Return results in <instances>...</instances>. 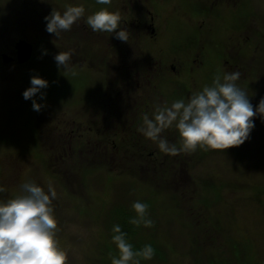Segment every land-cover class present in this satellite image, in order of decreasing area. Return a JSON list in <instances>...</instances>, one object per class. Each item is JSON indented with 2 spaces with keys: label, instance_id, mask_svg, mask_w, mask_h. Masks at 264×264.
<instances>
[{
  "label": "rangeland",
  "instance_id": "1",
  "mask_svg": "<svg viewBox=\"0 0 264 264\" xmlns=\"http://www.w3.org/2000/svg\"><path fill=\"white\" fill-rule=\"evenodd\" d=\"M16 1L15 4H18V6L14 7L15 14L19 13V22L26 21L27 27L21 30L11 26L12 29L4 30L0 36V52L11 55L13 53V42L19 38H26L34 45V49L32 58L25 65H5L0 60V187L5 190L0 193V198L6 199L15 196L20 192L21 185L26 181L35 180L45 189L51 183L57 192L53 205L57 218L56 239L58 246L67 255L66 264H87L88 257L91 253H94L96 245L103 241L105 233L108 234L104 226L105 220L100 219L99 221L89 215L92 214V208H102L104 213L105 208L109 210L111 207L122 203L127 205L137 200L140 195L150 196V192H147V189L150 188H148V182L146 181L153 178L155 184L159 180L164 181L166 187L171 185V191L180 195L179 202L181 205L180 210L183 212V220L187 221L193 233V246L189 250L186 241H188L190 230L187 225L183 224L181 218L175 212H172L174 208L170 199L172 196L170 198L165 197L164 193L160 197L156 196V201L153 204L156 203L155 208H160V215L165 214V216L159 217L157 228L146 229V231L149 232L148 234H154L159 238L160 235L163 236L161 241L169 247L171 253L175 251V254L169 255L170 262L168 264H205L206 254L204 255V252L208 248L222 250L220 254L224 255L223 251L228 249L226 246L228 243V232L226 230L229 231L228 229L215 231L211 227H203L204 230L198 231L199 226L203 225L200 218L204 222V218L209 217L207 223L215 224L212 218L215 211L224 214L221 216L222 220L226 222L224 226L227 227L228 222H233L237 226L235 230L237 235L242 234L241 236L245 237L244 232L246 236L248 235L247 239L238 238V240L240 242H247V240L250 242L247 245L250 255L252 252L260 254L264 250V211L260 205L250 198L251 194L255 195L257 188L264 184V145L258 137L251 141L247 139L241 145L233 147L235 148L233 155L229 148L221 150L206 146L207 154L198 160L194 168H187L186 163L193 161L191 157L195 155L196 150L181 151L178 157L175 154L169 155V158L165 156L164 163L158 166L147 164L137 157V161H134L135 164H132V156L115 154L107 156L110 168L103 165L94 168L95 166L91 162L97 164L99 163L98 159L105 158L101 154L96 155L95 152L80 155L71 147V151L67 149L69 152L61 154V156L57 152L50 153L53 151L51 147L49 151V145L53 142L58 145L61 142L57 126L61 127L63 122H66L68 127L69 117L71 116L69 108L71 105L72 84L70 74L73 57H71L68 49L73 44V36L68 30L62 31L59 36L63 37V41L66 42L60 44L61 46L57 44L59 37L55 38V34L46 31V27L42 25L46 21L41 19L43 16H39L38 7L42 8L48 5L49 8L50 4V11L54 9L63 12L67 6H70L69 0H25L27 2L32 1L34 4L25 7L21 0ZM223 1L230 3L229 8L232 7L235 12L225 10V5L219 19L214 13L211 16L208 15L206 18L208 22L205 27L209 26L210 23L214 24L216 33L213 37L222 38L223 40L230 36L245 39V44L249 47L251 45L249 54L253 55V61H257L259 65L264 60V0H237L235 8L233 7L235 4H232L229 0ZM192 2L193 0H188L187 4L184 0L183 7L185 10L183 8V10L177 9L170 14L167 31L161 29L159 34L165 39H169L170 43L173 42L174 54H177V52L181 54L182 42H185L187 38H194L195 41L193 42L197 45L199 43L198 38L204 34L206 35L204 29L199 28V22L206 17V13L194 10L191 6ZM176 3H178L177 0L169 2V4ZM95 4L96 2L91 6L88 4L85 14L88 12L91 14L96 9L105 7ZM161 11L157 13L163 21L166 13ZM241 23L242 26H240ZM80 24L79 22L78 26ZM235 25L239 27V33L236 29L233 31L234 28L231 26ZM44 32L47 36L41 35ZM40 35L43 37L41 38L42 41ZM85 37L88 39L91 38V35L85 32ZM95 38L99 39L97 41L100 43L99 48L104 50V37H92V39ZM48 40L51 42H47ZM67 40H70V42ZM179 43L181 45H178ZM59 51L69 53V60L62 67H58L54 60V55ZM196 51L198 50L196 49ZM252 55L249 57H252ZM194 66L196 67V64ZM209 66H212V64ZM17 67L25 70V74L19 73L24 71H17ZM31 72L33 75L39 74L46 78L49 81V87L60 92L57 99L48 101V103L47 96H45L44 106L40 111L33 110L31 100H25L22 96L23 90L29 86L27 82L30 81ZM261 77L258 76V73H255L254 77L245 80L239 86L249 94V97H264V82ZM246 81H248V84ZM249 81L253 82L249 83ZM155 98L157 105L167 104L159 94ZM254 101L250 102L253 103ZM26 118L29 119L28 123ZM259 125V130L254 131L257 134H260V129H262L261 123ZM28 128L29 133H33L32 137L35 138V144L31 147L36 146L37 149L33 151L26 150L27 138L25 136ZM167 136L168 138H166ZM42 137H44V140H40ZM166 137L164 138L170 144H177V137L172 134L166 135ZM27 152L34 155L28 157L21 155ZM259 152L260 154H258ZM161 158L159 157L158 161H161ZM133 168L136 174L132 175L133 171L126 172ZM164 168L177 169V182H173L171 179V175L176 171H170L167 177L163 176L161 178L160 173ZM94 169L96 172L93 173ZM119 169L121 171L125 169V173L128 175H123L120 180L115 178V182L110 188L104 190L103 187H107L105 186L104 175H108L110 171L113 175H116L118 173L115 174V171L117 172ZM86 170L93 175H88V172H85ZM206 181L208 183L222 181L225 185L222 194L227 202L211 205L209 209L213 212L212 216L208 214L209 209L199 205L203 199L202 194L198 193L200 191L194 192L200 187H205L207 185ZM188 193H191V196L194 197L191 202L194 203L197 209L195 215H190L187 211V201L190 197ZM194 200L199 203L194 202ZM100 202H104L105 207L97 206ZM160 202L166 205L162 206ZM131 205H127V207L130 208ZM190 205L193 207L192 204ZM192 216H195V220H198V222ZM153 217H155V214H153ZM190 219L192 221H189ZM155 221H158L157 217H155ZM207 223L205 222V224ZM230 232L234 233L232 230ZM226 264H243V262L234 260L228 261Z\"/></svg>",
  "mask_w": 264,
  "mask_h": 264
},
{
  "label": "flooded vegetation",
  "instance_id": "2",
  "mask_svg": "<svg viewBox=\"0 0 264 264\" xmlns=\"http://www.w3.org/2000/svg\"><path fill=\"white\" fill-rule=\"evenodd\" d=\"M168 1L172 0H112L110 7L105 6L120 13L122 18L120 27L128 32V41H121L115 38L114 34L107 32H93L84 17L78 20L81 23L79 26V22L71 26L73 44L70 43L68 49L73 57L70 74L71 116L68 127L66 122H63L61 127L57 126L61 142L58 145H55V142L51 143L48 149L50 151L51 147L53 152L50 153L57 152L61 156L69 152L67 149L71 151L73 148L80 155L95 152L96 155L101 154L103 157L133 153L139 157L154 155L157 153L156 142L147 138L140 129L137 130L135 124H141L145 114L152 117L157 106L155 97L158 91L162 90L161 86H173L172 81H180L187 86L183 92L185 99H188L192 89L200 86L206 71L211 69L215 70L216 75L238 71L240 73V78L236 82L238 85L254 77L255 73L261 72L252 68L253 55L249 54L251 45L250 47L246 45L245 39L230 36L223 40L213 37L216 33L214 24L210 23L205 27L208 15L214 13L219 19L225 5V10L235 12L232 7L229 8L230 3L223 0H193L191 5L193 9L206 13V17L199 22V28H203L207 36L204 34L198 38L197 48L190 47L187 38L182 45L178 44L182 46L181 54L178 52L174 54L173 42L170 43L169 39L159 34L161 29L167 31L170 14L177 9L185 8L184 0H177L176 4H169ZM229 1L235 4L233 6L235 8L237 0ZM71 2L69 5L83 4L86 10L87 5H94L96 0ZM186 3L188 4V0ZM160 11L166 13L163 21L161 16H158ZM88 14L89 12L85 16ZM231 27L234 28L233 31L235 29L238 31L239 27L236 25ZM85 32L91 35V38L87 39ZM93 36L104 37V50L99 48L100 43L97 42L99 39H92ZM58 40L59 45L66 42L61 36ZM14 43L15 41L11 54L14 60L7 65L19 66L21 64L15 59ZM2 53L4 52H0V58ZM251 55L252 57H249ZM210 64L212 66H209ZM261 97L249 99L256 100L257 105ZM143 108L146 110L142 111ZM252 119L255 126L248 140L258 137L264 145V119L257 116ZM26 121L28 123L29 119L26 118ZM260 123L261 133L257 134L254 131L259 130ZM32 136L33 133H29L28 128L25 136L26 150L37 149L36 146L31 147L35 144V138ZM40 140H44V137ZM127 141L138 148L131 149ZM21 155L28 157L34 154L27 152Z\"/></svg>",
  "mask_w": 264,
  "mask_h": 264
},
{
  "label": "clouds",
  "instance_id": "3",
  "mask_svg": "<svg viewBox=\"0 0 264 264\" xmlns=\"http://www.w3.org/2000/svg\"><path fill=\"white\" fill-rule=\"evenodd\" d=\"M96 3L108 6L112 0H96ZM82 17L93 32H107L121 41H128V32L120 27V13L109 7H100L87 16L83 4L67 6L63 12L53 9L44 17L46 31L59 37ZM54 60L58 67L65 66L69 53L59 51ZM239 78L238 71L218 73L210 85L193 91L187 100L178 99L168 106L157 105L152 117L144 115L140 131L168 154L195 150L198 146L224 150L241 145L250 138L255 126L252 118L264 119V97L254 109L249 94L236 83ZM48 86L49 81L43 76L30 77V84L22 96L31 100L33 110L40 111L44 106V89ZM172 126L179 133V146L170 144L160 135L163 129ZM4 191L0 187V193ZM56 197L51 183L45 189L30 180L21 185L15 196L0 198V264H66L67 255L56 239L57 218L53 205ZM132 208L136 215L129 218L130 223L151 226L153 221L148 218L145 202L135 200ZM112 232L111 239L118 255L111 258V264H140L141 258L150 260L153 257L155 250L151 244L134 249L119 224L113 225Z\"/></svg>",
  "mask_w": 264,
  "mask_h": 264
},
{
  "label": "trees",
  "instance_id": "4",
  "mask_svg": "<svg viewBox=\"0 0 264 264\" xmlns=\"http://www.w3.org/2000/svg\"><path fill=\"white\" fill-rule=\"evenodd\" d=\"M21 1L24 3L23 4L24 7L25 6H29V4L31 6L34 5L32 1H30V2H27L25 0H21ZM15 2H17V1L16 0H0V36L2 35V32L4 30L8 31V30H10V28L12 29L13 27L16 28V29L20 28L21 30H24L27 27V22L26 21H23L22 23L19 22V13L17 12L15 14L14 7L16 5L18 6V4H15ZM70 3H72L71 0H69V4ZM50 7H51V5L49 4V8ZM21 8H23V7H21ZM49 8H48V5L46 7H42V8L39 6L38 7L39 16L40 17L41 16L45 17L47 14H49L51 12L49 10ZM43 17H41L42 20H44ZM45 23L46 22H44L42 25L45 26ZM11 26H13V27H11ZM68 31H70V30H68ZM174 32L176 33L177 31H174ZM41 35L47 36V34L45 32L41 33ZM41 35H40V40H41V38H43V37H41ZM55 38H57V37L55 36ZM193 41H195L194 38H192V37L189 38V43H190L189 46L190 47H196V45L194 44ZM47 42H51V41L48 40ZM61 50H63V49H61ZM253 64H254L253 67L255 68V70L257 69V70L261 71V72H257V73H258V76L259 75L262 76L261 79L264 82V60H263V62L261 61V63L259 65L257 64V61L256 62L253 61L252 65ZM17 68H18L17 71L23 70V69H19V67H17ZM55 68H56V66H55ZM23 71L24 72L21 71L19 73L25 74V70H23ZM31 74H32V72H31ZM205 74H206V76L204 78V81H202L200 86L198 85V87L193 88L191 92L196 91V90H200L205 85H210L212 83L214 77L216 76V73H215L214 69L206 71ZM27 83L30 84V81L27 82ZM171 83H173V86L172 85H170V86H161L162 90H159V92H158L159 96L163 97L165 99V102L167 103L166 105H161V106H168L175 100L185 99L183 89L187 88V86H185L180 81H178V82L177 81H174V82L172 81ZM44 91H45L46 96H47V103H48V101H53V100L57 99V97L60 95V92L56 91V89L55 90L51 89L49 86L46 89H44ZM171 100H173V101H171ZM185 100H187V99H185ZM253 106H254V109H255L256 100L254 101ZM141 110L144 111V110H146V108H143ZM148 111L150 112L149 108H148ZM143 115H144V113H143ZM143 126H144L143 122L141 124H135V127L137 128V130L141 129ZM171 134L173 136L177 137L176 140H178V142H177L176 145L179 146L180 143H181V140H180V137H179V133L175 129L174 126L166 128V129H163L162 132L160 133V135L163 136V137H166V135H171ZM166 138H168V136ZM127 143H129V141H127ZM129 144L131 145L130 146L131 149L138 148V146L133 145V143H131V142ZM233 147H235V146L228 147L232 155L235 152L234 151L235 148H233ZM205 148H206V146L205 147L198 146L195 149L196 150L194 152L195 155L191 157V159H193V161L191 162L192 164L187 162L186 163V167L187 168H190V167L194 168L197 165L198 160L201 157H204V155L207 154ZM156 149H157L156 150L157 153H155L154 155H147V156L139 157V156H136L133 153L132 155H128V156L129 157L132 156V161H131L132 164H135L134 161H137L136 160V157H137V158L141 159V161L144 160L147 164L150 163L151 165L158 166V165L163 164L164 161L166 160V158H169V155H171V154L162 152L159 149L157 142H156ZM180 152L181 151H179V152H177L175 154L176 157L180 156ZM258 154H260V152ZM161 156H163V158H161ZM165 156H166V158H165ZM159 157L161 158V161H158ZM98 162L99 163H97V164H95L94 162H91L92 165L95 166L94 168H97L100 165H103V166H106L107 168H110L109 167V161H108L107 157L98 159ZM92 167H87V168H92ZM128 168H130V167L128 166ZM138 168H140V167L138 166ZM129 171L130 172L133 171L132 175L136 174L134 172L135 171L134 168L133 169H129L126 172L129 173ZM170 171H176V172H173V175H171V179H172L173 182H177V178H176L177 169L176 168H174V169H172V168H164L162 170V172L160 173L161 178L163 176L167 177V175L169 174ZM85 172L87 173L88 170H86ZM94 172H96L95 169L93 170V173ZM116 173H118V174H116ZM127 173H125V169L122 170V171H121V169H119V170H117V172L115 171L116 175H113L111 173V171H110V173H108V175H104L105 176L104 182L106 183L105 186H107L106 188L103 187L104 190H108L110 188V186L115 182V180H114L115 178L120 180L121 177L123 175H126ZM89 174L93 175L91 172H88V175ZM154 176L156 178V174ZM146 178H148V177H146ZM152 179H149V181H146V182H148L147 183L148 186H149L148 188H150V189H147V192H150V196H146V195L142 196V195H140L139 197H137V200H141V201L145 202L148 205L147 215H148V218H150L153 221L151 226H147L146 227L143 224L135 225V224H132V223L129 222V218L136 215V213L133 210L132 205H131L133 202L127 204V205H131L130 208L127 207V205H125L124 203H122V204L116 203L118 205H115L114 207H111L109 210H107L108 208L107 209L105 208L104 213L102 212V208H99V207H97L96 209L92 208V211H91L92 214H89V215H91L92 217H95V219H97L99 221H100V219H104L105 220L104 226H105L106 230L108 231V232L106 231L108 234L105 233V237H104L103 241H101L100 243H98L96 245V249L94 250V253H91L90 256L88 257L87 264H111V258L113 256H115V255H118V250L116 248V245L111 239V237L113 235L112 227H113L114 224H119L121 226L122 230L127 233V238L129 240V242L133 244L134 249H141L143 247V245H145V244H151L153 246V248L155 250L153 257L150 260H145V259L141 258L140 259V264H166V263L168 264L170 262L169 255L173 254L175 251H173L171 253L170 250H169V247L166 246L161 241V238L163 236H161L159 234L160 235V238H159V237L154 236V234L153 235L148 234L149 232L146 231V229H155V228H157L158 223H159V217H161L163 215L165 216V214L160 215V208L156 209L155 208L156 203L153 204L156 201L155 200L156 196L160 197L162 195V193H164L165 197H169L170 198L172 196L170 198L172 200V202H173V205H174V208L172 209V212H175L178 215V217L181 218L183 224L188 226V227L187 226L186 227L189 228L190 233H189V236H188V241H186V244L188 245L189 250L191 249V247L193 246L192 245L193 244V237H192L193 233H192V229H191L190 225L187 223V221L183 220L184 219L183 218V212L180 210V206L181 205H180V202H179L180 195H178L176 193H173L171 191V185L166 187L165 186L166 182L159 180L155 184L154 180H152ZM119 180H118V182H119ZM194 180H195V178H194ZM205 183H207V185L205 187H200V189H196L194 191V192L200 191L198 193L202 194V198L203 199H202V202L199 205H203L206 209H209V207L211 205H213V204H217V203L221 204L222 202L223 203L227 202L226 198H224V196L222 194V189H223V187H225V185H224V183L222 181H216V182H211V183H208L206 181ZM254 187H256V186H254ZM257 189L258 190H256L255 195L251 194L250 198H252L258 205H260L263 208V211H264V184L259 186V188H257ZM188 195L190 197H188V201H187V203H188L187 211H188V213L190 215H195V212L197 211V209L195 208L194 203L191 202V200L193 201L194 197L191 196L192 195L191 193H188ZM97 199H98V196H97ZM194 202L199 203V202H197V200H194ZM190 204H192L193 207H191ZM98 205L101 206V207H105L104 202H100V204L98 203L97 206ZM160 205L163 206V205H166V204L160 202ZM151 206H152V208H151ZM203 212H205V210H203ZM153 214H155V217H157V220H158L157 222L155 221V217H153ZM198 214H199V212H198ZM208 214H210L212 216L213 212L209 209V213ZM214 214L215 215L212 216V218H213V221H214L215 224L207 223L208 220H209V217L206 218V219L204 218V222L200 218V221L203 223V225H200V226L198 225L199 226L198 231L199 230L202 231L205 228H209V227H211L215 231H218V230L224 231V230L228 229L229 231L226 230V232H228V235H227V242L228 243L226 244L228 249H227V251H223L224 255L220 254V252L222 250H219V249H216V250L210 249V248L205 249V252H204V255L206 254V256H205V264H226L228 261H234V260H236V261H240L241 260L243 262V264H263L264 263V258H262V256H264V250L260 254H254V252H252L253 255L252 254L250 255V251L247 250V245L250 242L248 240H247V242H242V241L240 242L238 240V238L247 239L248 235L246 236L245 232L243 233V235L245 237H242L241 236L242 234L237 235L235 233V230H236L237 226L233 222L232 223L228 222L227 223V227H226V226H224V224L226 225V222L223 221L222 218H221V216L224 215V214L219 213L218 211H215ZM192 217L195 220V216H192ZM189 221H192V219H190ZM195 221L198 222V220H195ZM205 222L207 224H205ZM203 227H205V228L203 229ZM238 227H240V226H238ZM230 230L234 231V233L230 232ZM241 240H243V239H241ZM227 254H229V255H227Z\"/></svg>",
  "mask_w": 264,
  "mask_h": 264
},
{
  "label": "water",
  "instance_id": "5",
  "mask_svg": "<svg viewBox=\"0 0 264 264\" xmlns=\"http://www.w3.org/2000/svg\"><path fill=\"white\" fill-rule=\"evenodd\" d=\"M14 48L16 53V61L18 63H24L31 58L33 47L32 44L25 38L18 39L14 44ZM1 56L3 62L5 63L13 60L12 56H9L5 53H3Z\"/></svg>",
  "mask_w": 264,
  "mask_h": 264
}]
</instances>
